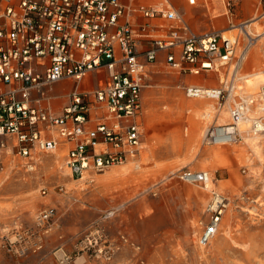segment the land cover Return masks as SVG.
Listing matches in <instances>:
<instances>
[{
	"label": "built area",
	"instance_id": "built-area-1",
	"mask_svg": "<svg viewBox=\"0 0 264 264\" xmlns=\"http://www.w3.org/2000/svg\"><path fill=\"white\" fill-rule=\"evenodd\" d=\"M229 30L237 28L231 24L226 31L197 33L169 0H0V165L6 154L19 156L26 160V171L34 172L36 152L61 147L72 176L81 179L87 171L103 173L135 158L143 138V89L160 62L182 74L227 69L218 87L191 85L186 91L192 98L232 102V122L213 124L203 146L239 143L245 135L239 122L257 105L238 86L255 37L248 36V46L236 57L239 38ZM68 80L76 88L59 109L56 88ZM93 81L96 87L90 89ZM259 96L262 115L251 120L249 131L264 137V86ZM170 177L203 186L210 175L185 168ZM58 189L65 191L64 186ZM229 204L223 194L211 191L201 246L218 235ZM56 216L54 207L40 213L37 223L44 231L35 252L43 248V236ZM97 226L83 238L80 251L92 249L111 260L116 246ZM53 257L56 264L76 263L63 246L53 250Z\"/></svg>",
	"mask_w": 264,
	"mask_h": 264
},
{
	"label": "rangeland",
	"instance_id": "rangeland-1",
	"mask_svg": "<svg viewBox=\"0 0 264 264\" xmlns=\"http://www.w3.org/2000/svg\"><path fill=\"white\" fill-rule=\"evenodd\" d=\"M175 4L178 10L185 4V18L197 33L226 31L231 24L238 29L242 26L239 24L250 23L254 32L250 36L259 44L264 41V0H197L195 5L182 0V4ZM232 34L240 37L236 53L240 57L249 38L241 32ZM249 52L241 67L239 85L248 74L264 70V50L251 59ZM224 71L220 72L222 76ZM220 74H182L163 62L157 64L142 93L143 138L139 154L103 173L91 172L89 180L72 176L65 164L67 151L61 147L57 149L64 150L61 166L69 174L64 183L56 176L55 179L49 169L56 164V151L36 152L38 166L34 172L26 171L23 158L6 154L0 165V264H56L53 250L59 246L74 256L75 264H264V165L234 155L227 166L208 159L215 147L203 146L202 138L206 127L219 124L216 117L207 124L200 114H189L179 107L182 98L199 99L189 97L186 91L188 86L197 85L194 77L200 86L218 87ZM91 75L95 78L94 73ZM89 87L95 89L96 83L93 81ZM75 88L74 80H68L56 92L62 96L65 89L68 95ZM231 103L223 100L219 102L222 106L217 105L222 108ZM57 104L59 109L64 108L68 96ZM191 115L200 123L198 127L176 123L183 116L187 121ZM176 140L184 143L182 150L167 153L166 146ZM244 142L234 144V149H243ZM47 158L52 160L49 171L43 166ZM126 167L136 173V184L115 181L109 185L97 179L115 168ZM185 168L213 173V188L206 190L170 177ZM220 181L228 182L229 188L224 191ZM60 186L65 187L64 192L58 189ZM213 190L229 199L236 208L235 215L229 231L222 227L223 219L218 235L203 247L198 240L202 222L207 221L205 209ZM48 207L56 208L57 216L43 236V248L35 252L44 231L37 223L38 217ZM111 212L114 215L105 218ZM97 224L116 246L111 260L95 255L92 249L80 251L83 238ZM121 236L132 244L121 241Z\"/></svg>",
	"mask_w": 264,
	"mask_h": 264
},
{
	"label": "bare ground",
	"instance_id": "bare-ground-1",
	"mask_svg": "<svg viewBox=\"0 0 264 264\" xmlns=\"http://www.w3.org/2000/svg\"><path fill=\"white\" fill-rule=\"evenodd\" d=\"M208 6H210V4H208V1H207V7ZM225 11L227 13H229L228 8H226ZM230 20H231V18H230ZM239 25L240 26L242 25V26L238 27V29L234 30V31L229 30V33L241 32L246 37H248L250 35H254L253 27L250 23H241ZM238 35H239V33H238ZM256 36H258V35H256ZM243 41H244V39H243ZM255 43H256L255 44L256 47L252 51L249 50L250 51L249 52L250 53V56H249L250 59L253 58L256 54H258V49H259L261 43H262V46H264V41H262L260 44L257 41H255ZM195 79H196V77H194L193 82L198 85L199 83H198L197 79L196 80ZM238 86H239L240 90H243L240 92L241 95H243V92H244L247 94L249 99H253L254 102L257 103V105L254 106V108H250L247 110L246 116L242 120H240V122H239L240 130L242 131V133H245V135H244L245 147L243 149H234L233 145H230L233 148V150H230V148H229L230 146L229 147L218 146V147H215V151L209 155L208 159H210L213 162L218 163L222 166H227L228 163H226V162H229L231 160L232 155H234L238 158H240V157L246 158L247 157L248 159H253L255 162H257L260 165H264V137L263 136H261V137L260 136H254L249 131L250 126H251V120L258 118L259 116L262 115V111L259 107V97H260L259 93L264 86V70L248 74L243 85H238ZM176 92H178V91H176ZM62 93L66 94L65 89H63ZM178 99L180 100L179 97H178ZM217 102H218L217 100H214V99L209 100V98H199L197 100L196 99L195 100H186V99L182 98L180 100V106L179 107L181 108V110L186 111L189 114H194V113L197 115L200 114V116L203 117L204 120H206L207 124L212 119H214L215 117H216L217 123H219V125H221V124L225 125V124L231 123L232 122V116H231L229 106H227V107L225 106V107L220 108L219 107L220 104L218 102L219 105H217ZM176 105H178V104H176ZM191 116L192 117L189 116L187 118V121H185V118L183 116L176 123L188 122V123H190L192 128L198 127L200 125V123L198 122V120L195 118L194 115H191ZM147 129L149 130L148 126H147ZM207 130H208V128L206 127V129L204 130V133H206ZM183 145H184V143L182 141L176 140V141L171 143V146H166V152L167 153H171V152L178 153L182 150ZM63 153H64L63 149L57 150L55 152V155H56V162L55 163L56 164H55V166H53L52 168H49V169H50V171L52 170L51 175L54 174V178L56 176V178L59 182L64 183V182H66V177H68L69 174L67 171H65L66 169L64 170V167L62 168V166H61L60 158H62V156H64ZM51 161L52 160L50 158H47L43 162L44 163L43 166L47 169L48 164ZM247 162H248V160H247ZM137 168H139V166H137ZM49 169H47V170L49 171ZM90 173H91V171L85 172L83 178H81L80 180H89V178H91ZM46 175H47V173H46ZM49 175H50V172H49ZM209 175H210L209 181H207L206 184L203 185V188L206 190H211L213 188V185H214L213 184V180L215 179L214 174L213 173L210 174V172H209ZM97 179H98V181H107V182H109L108 184L110 185L115 181H124L126 183L130 182V183L136 184V180L138 178L136 176V173H133L132 170H130L129 168L126 167V168H115L111 172H109L108 174H106L100 178H97ZM239 182L244 184V182L240 178H239ZM227 183L224 181H220V184H222L224 191L229 188ZM108 184H106V185H108ZM231 204L228 206V210L226 212V218H224L225 220H224V223L222 225V227L224 226L227 231H229V229L231 227L230 225L232 224V221L234 220L235 209H236V208L234 209V206ZM120 207H122V206H120ZM228 233L229 232H227V234ZM203 247H205V246H203Z\"/></svg>",
	"mask_w": 264,
	"mask_h": 264
},
{
	"label": "crops",
	"instance_id": "crops-1",
	"mask_svg": "<svg viewBox=\"0 0 264 264\" xmlns=\"http://www.w3.org/2000/svg\"><path fill=\"white\" fill-rule=\"evenodd\" d=\"M176 8H177V6H176V4L175 3H177L178 5H180V4H182V0H176V1H174V2H172V0H169ZM183 5V10L181 9V10H179L183 15H184V17H185V14H187L186 13V11H185V4H182ZM178 9V8H177ZM186 19V18H185ZM187 21V20H186ZM260 50H264V46H262V44H260V47H259V49H258V53H259V51ZM64 84V83H63ZM63 84H61V85H63ZM65 85H66V83H65ZM67 98V95H65V94H63L62 96H61V98L60 99H62V100H65Z\"/></svg>",
	"mask_w": 264,
	"mask_h": 264
}]
</instances>
